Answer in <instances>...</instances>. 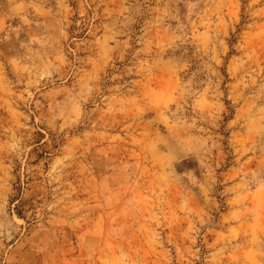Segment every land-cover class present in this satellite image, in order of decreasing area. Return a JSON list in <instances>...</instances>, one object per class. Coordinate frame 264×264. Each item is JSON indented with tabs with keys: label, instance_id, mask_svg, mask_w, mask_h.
<instances>
[{
	"label": "rangeland",
	"instance_id": "rangeland-1",
	"mask_svg": "<svg viewBox=\"0 0 264 264\" xmlns=\"http://www.w3.org/2000/svg\"><path fill=\"white\" fill-rule=\"evenodd\" d=\"M0 264H264V0H0Z\"/></svg>",
	"mask_w": 264,
	"mask_h": 264
}]
</instances>
